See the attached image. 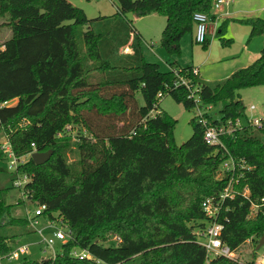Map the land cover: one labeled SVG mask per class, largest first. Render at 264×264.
Masks as SVG:
<instances>
[{
    "label": "trees",
    "instance_id": "obj_1",
    "mask_svg": "<svg viewBox=\"0 0 264 264\" xmlns=\"http://www.w3.org/2000/svg\"><path fill=\"white\" fill-rule=\"evenodd\" d=\"M115 1L113 13L87 17L69 0H0V25L9 29L0 43V78L18 69L20 55L28 53L24 71L31 79L26 88L0 94V131L16 157L25 153L22 142L28 151L51 150L39 164L27 155L15 170L28 175L22 193L33 204L44 203L50 216L57 213L72 232L54 256L24 255L10 264H233L208 257L194 232L206 220L201 199L217 194L227 180L215 176L221 149L205 142L193 114L190 135L176 144L175 118L151 110L162 91L193 111L188 90L175 84L179 74L198 85L200 104L216 106L217 116L206 113L211 122L242 115L238 90L264 84V39L251 62L220 80H201L174 58L168 69L145 60L140 35L125 14L163 15L159 44L171 58L193 27V12L209 10L211 0ZM233 19L249 26L246 40L264 35L263 17ZM226 22L214 32L222 43L230 40L222 35ZM67 124L80 128L70 134ZM222 141L249 165L236 185H246L247 195L225 199L228 208L218 217L221 240L236 248L264 232V204L252 214L249 209L264 194V128L242 125ZM72 148L76 158L69 160ZM7 190L0 187V253L16 244L15 232L6 227L27 225L23 217H8ZM113 235L118 238L104 242ZM72 249L90 256L73 255Z\"/></svg>",
    "mask_w": 264,
    "mask_h": 264
},
{
    "label": "built area",
    "instance_id": "obj_2",
    "mask_svg": "<svg viewBox=\"0 0 264 264\" xmlns=\"http://www.w3.org/2000/svg\"><path fill=\"white\" fill-rule=\"evenodd\" d=\"M232 0H211L209 10L207 11H195L192 14L193 19V34L192 39L197 43H204L210 34L215 32V29L211 26V23H215L216 14L214 10L218 9L222 5H227ZM193 73H196L194 67L191 68ZM176 73V71H174ZM175 84H183L188 90V96L193 101V115L196 120L202 125V137L208 144L214 145L221 149V158L219 159L218 169L219 175L227 176L226 183L217 194L206 195L200 201V208L206 217L201 228L194 230L196 240L201 244L208 257L223 256L233 261V264H264V257L253 259V261L239 260L235 256L233 250L227 243L223 242L220 238L222 223L218 221L219 213L222 208L227 209V206L223 205V202L227 198H232L235 194L247 195L248 188L243 185L241 189L236 187L239 179L243 177L246 170L249 169V165L246 163L242 156L233 155L224 145L222 137L231 134L233 131L247 125L255 128H264V114L254 115L245 112L242 115L225 120H219L218 122H211L206 113H211L212 105L200 104L197 90L198 85L191 83L184 76L177 74V80ZM163 95L162 91H157L155 98L158 101ZM253 104L248 106V109H253ZM69 125H65L64 129L67 130ZM61 135V131L56 133ZM33 147V142L29 143ZM22 149L25 151L24 155H29L31 151H28V145L25 142L21 144ZM7 152V156L12 157L9 165L17 164L16 157L11 151L9 145L2 148ZM19 162V161H18ZM17 175L13 179L12 185L20 189L28 179V175L24 172H17ZM258 204H264V194L259 197V202H250V208L255 209ZM224 206V207H223ZM44 203H36L31 211L25 210L23 218L26 220L27 225L31 226L38 235V241L31 243V245H37L40 254H49L54 256L59 251V243L66 238L71 237V230L68 229L62 218L55 212H52L50 216L45 212ZM47 230V232H45ZM114 239L118 236L113 235ZM29 244H15L8 251L0 253V264H10L13 261L20 259L26 254ZM71 254L79 257H89L90 254L84 249H72ZM6 261V262H4Z\"/></svg>",
    "mask_w": 264,
    "mask_h": 264
},
{
    "label": "rangeland",
    "instance_id": "obj_3",
    "mask_svg": "<svg viewBox=\"0 0 264 264\" xmlns=\"http://www.w3.org/2000/svg\"><path fill=\"white\" fill-rule=\"evenodd\" d=\"M74 5L82 8L87 17H94L97 15H108L115 10V0H69ZM261 14L264 12L261 11ZM263 15H261L262 17ZM125 17L129 19L131 25L140 35V49L142 56L147 61L157 62L160 69H165V62L169 59L163 47L159 44L160 31L164 24V16L152 12L144 16H137L131 12H126ZM264 18V17H263ZM4 17L0 16V21ZM9 36V29L6 26L0 25V43L2 40ZM217 37V36H216ZM195 45V46H194ZM180 52L178 56L173 55L174 59L183 64L187 62L190 58V32L184 33L179 40ZM194 47L193 56L194 58H200L202 56L203 47L200 43L193 42ZM28 60V53L25 55H20L18 63L16 62V67H14L12 73L6 74L0 78V94H11L12 91L21 90L26 88L30 82V76L24 71V64ZM241 95V101L244 107H248L249 103L255 105L254 114L260 115L264 113V84L253 85L244 87L238 90ZM136 101L138 104L142 102L140 94L136 93ZM14 103L15 98L8 99L7 103ZM158 110H164L175 118V124L173 127V139L176 144L183 142L191 133V126L188 119L192 116L193 111L184 108L180 102H176L169 93H164L158 100L154 109L151 113ZM216 106L212 107L214 111V116H217ZM79 125L71 124L66 130L70 134H73L78 130ZM73 139V138H72ZM8 143L5 140V136L2 131H0V187H8L6 201L9 204V216L23 217L25 210L31 211L34 204L22 193L21 189L13 186L12 182L17 173L14 170V164L9 165L10 159L12 157L7 156V152L2 150L3 147L7 146ZM27 155H20L16 162L23 161ZM67 158L69 160L76 158V152L74 148L72 151L67 153ZM218 169V168H217ZM219 169L217 170L215 176L218 177ZM20 177L19 175H17ZM250 209V214L253 213L252 208ZM6 217H3V221H6ZM6 227V226H5ZM7 229L11 228L12 232H15L16 244H29L26 254L27 256L37 257L40 255V251L35 243L38 241V235L29 225L24 227L21 226H7ZM11 232V233H12ZM47 232V230L45 231ZM105 243L112 240V236H107ZM255 241L251 238L246 239L244 242L240 243L233 252L237 259L247 261L249 257L255 254V259L264 257V242L261 243L257 248H255ZM6 262V261H4ZM17 260L13 261V263Z\"/></svg>",
    "mask_w": 264,
    "mask_h": 264
},
{
    "label": "crops",
    "instance_id": "obj_4",
    "mask_svg": "<svg viewBox=\"0 0 264 264\" xmlns=\"http://www.w3.org/2000/svg\"><path fill=\"white\" fill-rule=\"evenodd\" d=\"M261 11L264 12V0H232L229 4L220 6L218 9L214 10L216 18L215 23H211V26L216 30L221 21L227 20L222 35L224 37H229V42L222 43L221 40L216 37V35H214V33L210 34L205 45L200 43L203 47V49H201L202 56L200 58H194L193 51L195 49L192 46L194 42L192 39L194 30L193 26L191 31H189L191 51L190 58L183 64L175 59L176 62L180 66L189 65L194 67L196 69L198 78L206 81L220 80L226 77L235 68L251 62L259 53L264 35L257 34L252 36L249 40H246L249 26L244 23L237 22L233 18L254 15H263L262 17H264V14H261ZM172 58L173 57H169L167 62H165V69H168V61ZM250 104L253 103H249V105ZM253 106V109H248V107H245V112L254 114L253 111L255 109V105L253 104ZM251 258L255 259V254L249 257V259Z\"/></svg>",
    "mask_w": 264,
    "mask_h": 264
},
{
    "label": "water",
    "instance_id": "obj_5",
    "mask_svg": "<svg viewBox=\"0 0 264 264\" xmlns=\"http://www.w3.org/2000/svg\"><path fill=\"white\" fill-rule=\"evenodd\" d=\"M50 153H51L50 149L44 151L32 150L29 156L31 157L32 161L35 164H39L44 162L49 157ZM263 242H264V232L257 238V241L255 243V248H257Z\"/></svg>",
    "mask_w": 264,
    "mask_h": 264
}]
</instances>
